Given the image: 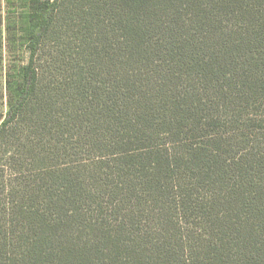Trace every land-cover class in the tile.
Segmentation results:
<instances>
[{"label": "trees", "instance_id": "obj_1", "mask_svg": "<svg viewBox=\"0 0 264 264\" xmlns=\"http://www.w3.org/2000/svg\"><path fill=\"white\" fill-rule=\"evenodd\" d=\"M22 1L0 264H264V0Z\"/></svg>", "mask_w": 264, "mask_h": 264}, {"label": "rangeland", "instance_id": "obj_2", "mask_svg": "<svg viewBox=\"0 0 264 264\" xmlns=\"http://www.w3.org/2000/svg\"><path fill=\"white\" fill-rule=\"evenodd\" d=\"M1 1L0 14L3 18L8 15L20 16V14L28 12L27 7L23 6L22 0ZM14 34L11 35V40H8L9 34L7 31L5 32V29H2V33H0V115L3 117L7 115L10 100L18 92L20 79L17 77V72L29 58L27 47L23 45L20 36L21 33L17 40L14 39ZM4 162L5 157L0 154V163Z\"/></svg>", "mask_w": 264, "mask_h": 264}]
</instances>
